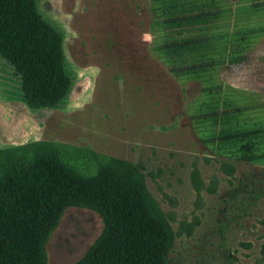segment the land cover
<instances>
[{"label":"rangeland","instance_id":"1","mask_svg":"<svg viewBox=\"0 0 264 264\" xmlns=\"http://www.w3.org/2000/svg\"><path fill=\"white\" fill-rule=\"evenodd\" d=\"M35 4L60 36L70 88L32 107L0 61V182L51 157L132 184L168 238L164 264H264V0ZM103 228L69 208L49 264H77Z\"/></svg>","mask_w":264,"mask_h":264},{"label":"trees","instance_id":"2","mask_svg":"<svg viewBox=\"0 0 264 264\" xmlns=\"http://www.w3.org/2000/svg\"><path fill=\"white\" fill-rule=\"evenodd\" d=\"M0 55L20 74L32 107L66 97L61 39L35 0H0ZM69 208L93 210L104 223L77 264H164L168 238L132 184L104 175L86 180L40 156L0 182V264H49L47 244Z\"/></svg>","mask_w":264,"mask_h":264},{"label":"crops","instance_id":"3","mask_svg":"<svg viewBox=\"0 0 264 264\" xmlns=\"http://www.w3.org/2000/svg\"><path fill=\"white\" fill-rule=\"evenodd\" d=\"M0 61H4V62H6V60L0 55ZM7 63V62H6ZM10 65V64H9ZM4 83H6V81L5 80H1L0 79V87H2L1 88V90L3 91V92H5L6 91V89H7V87H6V85L4 84ZM19 87H20V90H21V93H22V95H23V92H22V90H23V86L20 84V85H18ZM8 90H9V88H8ZM19 105L20 106H23V97H19ZM2 101H4L5 100V102L7 101L6 99H1ZM2 101H0V103L2 102ZM4 103V102H3ZM17 103V102H16ZM15 103V104H16Z\"/></svg>","mask_w":264,"mask_h":264}]
</instances>
